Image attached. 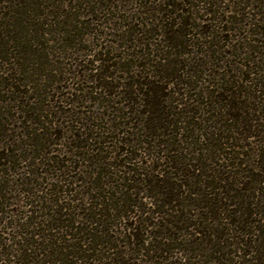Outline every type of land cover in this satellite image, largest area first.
Instances as JSON below:
<instances>
[{
  "label": "trees",
  "instance_id": "obj_1",
  "mask_svg": "<svg viewBox=\"0 0 264 264\" xmlns=\"http://www.w3.org/2000/svg\"><path fill=\"white\" fill-rule=\"evenodd\" d=\"M154 1L150 17L135 16L123 27L125 60L111 66L109 58L96 57L98 66L89 69L99 74L103 68L101 75L112 78L108 87L114 76L106 73L118 67L124 82L113 86L123 99L113 119L89 116L80 134L69 138L71 154L89 168L84 197L56 184L45 195L23 190L35 200L24 220L7 217L3 227L17 234L0 235V264H264V54L246 60L243 76L231 74L222 63L228 36H219L218 49L210 40V28L221 30L219 16L229 12L223 10L225 0ZM201 13L213 24L198 35L210 39L195 43L198 51L188 50L190 30L197 29L190 20ZM260 33L264 38V28ZM193 53L196 71L187 64ZM209 70L212 81L202 90ZM45 117L27 119L36 131L26 125L22 132L36 160L64 135ZM0 126L5 178L21 149L11 135L1 144L12 129L2 120ZM7 183L0 185L2 221L9 213ZM61 194L72 195L71 202Z\"/></svg>",
  "mask_w": 264,
  "mask_h": 264
},
{
  "label": "rangeland",
  "instance_id": "obj_2",
  "mask_svg": "<svg viewBox=\"0 0 264 264\" xmlns=\"http://www.w3.org/2000/svg\"><path fill=\"white\" fill-rule=\"evenodd\" d=\"M140 1L0 0V120L8 130L12 129L5 137L1 136L3 140L1 144H6L7 136L11 135L19 150L21 149L14 153L17 157H14L12 163L13 170L6 171L8 176L0 178V185H6L8 182L7 188L10 190V194L4 199L8 202L9 213L6 217L3 216L4 221L0 220L1 228L7 221L9 222L8 216H12L13 220L20 218L24 220L30 208L28 204L35 200V197L26 195L23 190L33 188L32 191L36 193L41 189L45 195L46 189L56 184L59 188L69 186L71 189H77L79 194L76 197L79 199L84 197L80 191L86 189V169L89 168H86V160L71 154L75 149L71 147L69 138L80 134L89 116H98L99 121L102 118L103 122H107L113 119L117 109L122 107L123 99L117 94H120V88H113L114 85L120 86L124 82L118 78L124 76L118 67H111L106 73L114 76L110 83L112 86L108 87L107 82L112 78L101 75L103 68L99 69V74L89 69L98 66V62L94 63L96 57L109 58L108 65L111 66L116 65L119 60H125L121 57L129 54V51L123 47V27L127 26L132 18L135 19V16L150 17L149 6L156 2L147 0L149 5L141 6ZM225 2L227 5H224L223 10L229 12L219 16L224 20L220 24L221 30H224L217 31L214 24L208 22L209 17L206 18L202 13L196 15L190 22L197 29L190 30L193 36L191 45L186 48L198 51L200 45L197 46L195 43L202 41L208 43L210 38L206 35L200 36L198 33L213 24L210 28L215 30L214 36L210 39L214 43L212 48H219L221 35L228 36L226 39L231 43L222 61L229 64L224 69L231 74L243 76L246 70L243 64L246 60L249 57L257 60L264 54V47H259L256 52L253 49L255 45L262 46L261 43L264 42L260 33L264 28L262 11L264 5L262 6L261 0ZM227 19L230 21L227 22ZM205 20L207 21L204 22ZM232 20H235L234 23ZM254 28H259L258 34L252 32ZM223 42L221 41V44ZM233 51L236 52L235 55L230 54ZM194 61L193 53L187 58V64L196 71L198 67L193 68ZM229 67L232 68L229 70ZM211 70L202 75L205 79L202 90L207 88L209 81H212V75H209ZM97 75L102 78L97 80ZM179 88L177 87V90ZM33 106L35 110H31ZM28 108L31 112L22 111ZM42 114L48 120L54 121V125L64 135L54 144H49L46 149L48 153L40 151L38 155L40 157L36 160L33 156L36 155V151L26 146L28 141L22 132L28 130L26 125L31 126L30 131H36V126L27 119L40 118ZM45 126L50 125L45 123ZM20 156L23 158L20 159ZM45 156L47 160L44 161ZM147 158L148 156L142 157V160L145 162ZM35 161L37 165L32 167L31 163ZM42 162H48L50 166H44ZM29 171L37 172L38 176L29 174ZM30 178L34 180L31 181L33 184L26 185ZM141 188L144 189L143 186ZM61 196L71 202L72 195ZM144 202L149 204L151 200L147 199ZM1 228L4 233L0 235L6 239L17 234V230ZM104 251L107 252L106 249ZM138 257L143 260L142 263L146 260L142 255Z\"/></svg>",
  "mask_w": 264,
  "mask_h": 264
}]
</instances>
